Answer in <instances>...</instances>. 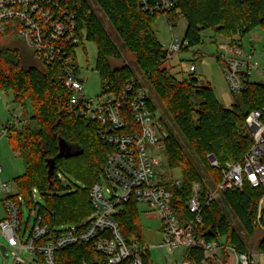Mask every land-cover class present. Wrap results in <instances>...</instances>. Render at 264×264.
<instances>
[{
  "label": "trees",
  "instance_id": "obj_1",
  "mask_svg": "<svg viewBox=\"0 0 264 264\" xmlns=\"http://www.w3.org/2000/svg\"><path fill=\"white\" fill-rule=\"evenodd\" d=\"M95 2L123 47L136 56L139 68L165 103L185 140L207 164L209 183L201 177L176 138L170 134L165 139L169 168L182 171L180 188L168 184L173 192L172 203L177 216L183 224L195 219L188 209V202L193 196L194 183L200 184L203 223L197 227V233L208 241L225 239V244L247 252L242 236L251 239L258 231L256 219L264 188L246 186L242 191H227L219 202L210 204L207 193L210 187L222 181V168L229 162L241 163L251 149L253 139L246 120L251 112L264 109V83H253L251 76H245V90L234 98L232 106L226 107L219 102L212 86L201 85L195 73L181 80L165 67L169 59L153 30V23L160 14L146 13L141 0ZM63 5L76 15L77 30L83 32L84 45L89 42L97 47L101 94L118 97L127 82L135 78L131 69L126 65L113 68L110 62L121 60V53L89 1L64 0ZM167 16L172 27L178 26L181 17L187 20L182 40L186 47L182 52H188L203 43L202 30H213L235 41L234 37L242 39L257 28L264 29V0H179L177 10ZM3 38L0 34V92L12 93L14 104L24 114V120L15 122L13 119L9 124V144L24 164V173L14 179L18 193L13 199L22 208V199L30 208L38 207V217L51 230L63 225H80L93 214L90 190L102 180L112 147L101 140L95 122L77 118L71 112L72 93L67 88L61 67L58 64L42 65L41 68L31 66L20 49L3 47ZM128 122L132 124L131 117ZM61 140L74 147L73 156L58 157ZM209 154L218 159L220 169H212L207 163ZM50 161H55L51 177ZM62 176L68 178L70 185H63ZM34 189L44 200V206H32ZM138 208L136 202L125 204L118 220L126 238L135 235L144 245L147 243ZM229 216L238 221L240 234ZM258 249L264 252L263 239L259 241ZM223 259L224 264H228L226 255ZM143 260L144 264H153L151 252ZM56 261L57 264H105L104 257L96 252L93 244H79L60 251ZM206 263L214 264L206 259L204 252L187 251L185 264Z\"/></svg>",
  "mask_w": 264,
  "mask_h": 264
},
{
  "label": "built area",
  "instance_id": "obj_2",
  "mask_svg": "<svg viewBox=\"0 0 264 264\" xmlns=\"http://www.w3.org/2000/svg\"><path fill=\"white\" fill-rule=\"evenodd\" d=\"M63 2L0 0V34L7 46L15 41L22 42L42 65L61 67L72 93L71 112L77 118L95 122L98 135L112 151L107 157L102 180L90 190L93 214L86 222L65 230H51L38 216L29 232L23 230V211L13 199L15 193L9 184L0 185L4 210L0 230L9 248L16 251L13 264H57L58 252L79 244H93L96 252L104 257L105 264H144V256L155 247L141 244L135 235L126 238L118 220L123 206L130 202L147 206L155 213L161 222L162 246L169 250H199L205 253L206 259L219 264H224L223 255L228 258V264H258L255 256L264 258V252L258 255L243 253L234 245L222 243L221 239L208 241L197 233V227L203 223L200 184L194 183L193 196L188 202L195 219L183 224L177 216L168 184L180 188L182 181L168 182L160 176L161 163L154 154L170 133L142 78L129 80L118 97L110 94L87 97L78 65V51L85 42L83 32H78L76 15L64 7ZM178 4L179 0H141L143 10L150 15L167 16L177 10ZM185 47L186 43L173 39L163 51L170 59ZM254 57V50L245 53L241 47L233 45L231 55L224 58L226 79L234 95L245 90V76L257 72L264 77ZM195 72L196 67L191 66L190 73ZM130 117L132 124L128 122ZM18 118L14 116L15 122ZM246 124L253 145L241 163H227L222 168V181L210 187L207 193L208 204L219 202L227 191H242L246 186L264 188V109L251 112ZM9 129L10 125L0 132V140L9 137ZM207 162L212 169L221 168L212 154L207 155ZM256 226L264 240V198L259 203ZM23 251L34 258L30 262L21 259Z\"/></svg>",
  "mask_w": 264,
  "mask_h": 264
},
{
  "label": "rangeland",
  "instance_id": "obj_3",
  "mask_svg": "<svg viewBox=\"0 0 264 264\" xmlns=\"http://www.w3.org/2000/svg\"><path fill=\"white\" fill-rule=\"evenodd\" d=\"M87 1H89V3L91 4L105 31L110 35L112 41L121 53V60H112L110 62L113 68L126 65L131 69L133 76L142 78L143 85L149 91L156 111L160 115L162 121L165 122L167 130L180 143L184 152L196 166L201 177L205 180V182L209 183L210 175L207 170V164L198 157V155L190 147L189 143L185 140L178 127L173 122L165 103L155 93L154 89L150 85V82L148 81V77L139 68L136 56L132 55L123 47L122 41L112 28L108 19L98 7L95 0ZM186 28L187 20L184 17L180 18L178 26L176 27H172L169 22L168 16L166 15H160L153 23V30L155 31L159 42L165 49L169 47L173 39L182 41L185 36ZM200 35L203 42L200 46L194 47L188 52H181L174 55L165 62V67L169 68L172 74L182 80L183 78H187L189 76L190 67L195 66V76L200 80L201 85L210 84L214 89L215 96L217 97L219 102L226 107H230L232 106L231 102L234 103V98L238 95H234L229 89L225 73L224 58H227L231 55V47L233 45L241 47L245 53H249L251 52V50H254V61H257L260 64V69L262 70L264 75V29L257 28L242 39H240L239 37H234L235 41H232L229 37L220 33H216L213 30H202ZM7 45V43H3V47H7ZM9 46L20 49L23 57L29 65L37 68L42 67V64L34 56V53L30 49H28L22 42L15 41L9 44ZM84 46L86 50H84L82 47V49L78 51V65L81 69L80 77L84 80L85 94L87 95V97L95 98L102 93L101 76L97 70L98 51L97 47L93 43L86 42ZM251 81L253 83H264V77L259 73L254 72L251 75ZM28 110L31 112L29 108ZM15 115L22 118L23 112L18 105L14 104L12 93L0 92V132L13 121ZM8 141V138H3L0 140V144L2 143L3 146V143H7ZM157 148L158 149H155L154 154L156 157H158L161 163L159 169L160 176H163L168 182L181 180V169L171 170L168 166L164 143L158 145ZM4 158L6 160L1 161V165L4 170L0 177V185L9 184L11 186L12 192L16 194V185L14 184V181H12V179H10L9 177L10 170L8 168V165L14 164V167L20 165L21 168H23L24 165L22 161L18 160L14 156L13 158H9L6 156ZM14 171H17V168ZM61 180L63 182V185H70L67 177L62 176ZM77 185L82 186L81 183H77ZM2 199L3 196H1L0 194V214H3L4 212L1 203ZM21 203L23 206V213L21 217L22 229L29 232L36 223L35 221L38 216V207L36 209L30 208L23 199L21 200ZM38 205L44 206L45 202L40 196L38 190L34 189L32 206L34 207ZM220 205L224 208V205H222L221 202ZM138 209L140 224L142 226L147 245L158 246L157 249L151 250L153 264H185V250L179 249L178 251H172L165 247L160 248V245L162 243V237L159 232L161 222L155 215V213L150 211L147 206L143 205L139 206ZM229 219L236 226L240 234L241 230L238 227V221L236 220V218L229 216ZM71 226L72 225H63L56 228L58 230H65L70 228ZM262 238L263 234L260 231H257L255 236L251 239H246L244 236H242V240L246 244L247 252L252 255H258V243ZM221 242L224 243L225 241L221 239ZM1 247H5L7 249L6 254H3ZM15 254L16 251L12 248H9L8 241L0 230V264H13L15 260ZM33 258L34 257L32 255L26 254L24 251L21 254V259H25L28 262H30V260H32ZM255 260L258 264H264L263 257L256 256ZM214 264L219 263L214 262Z\"/></svg>",
  "mask_w": 264,
  "mask_h": 264
},
{
  "label": "crops",
  "instance_id": "obj_4",
  "mask_svg": "<svg viewBox=\"0 0 264 264\" xmlns=\"http://www.w3.org/2000/svg\"><path fill=\"white\" fill-rule=\"evenodd\" d=\"M193 65H195V64H193ZM233 104V102H231V105ZM19 120H24V114H23V117L22 118H18ZM9 142V141H8ZM3 143V146H2V143L0 144V169H1V172H0V177H1V175H2V173H3V168H2V165H1V161H4V160H6L4 157L6 156V157H12L13 158V156L15 157V158H17L18 160H20V161H22V163H23V160H22V158H21V156L17 153V152H14L13 150H12V148H11V146L9 145V143ZM5 154H7V155H5ZM14 161V160H13ZM24 165V164H23ZM12 166V167H11ZM15 165L14 164H10V165H8V168H9V170H10V179H12V181H14V179L15 178H17V177H19V176H21L23 173H24V166H23V168H21L20 167V165H18L17 167H14ZM13 168V169H12ZM16 168H17V171H14V170H16ZM12 170V171H11ZM16 194L18 193V190H17V187H16ZM15 194V195H16ZM139 206H142V205H138V207ZM144 206V205H143ZM0 217H1V220L4 218V212H3V214H0ZM259 231V230H258ZM159 232H160V229H159ZM161 234V233H160ZM162 237V236H161ZM146 240V239H145ZM155 248L154 249H157V247L158 246H154ZM161 247H163L162 246V243H161V245H160V248ZM154 249H152V250H154ZM179 250V249H178ZM177 250V251H178ZM184 250V249H183ZM6 251V250H5ZM186 251V250H185ZM151 252V251H150ZM6 254V253H5ZM258 254H260V251H259V249H258ZM186 256H187V251H186ZM256 257V256H255ZM185 259H186V257H185Z\"/></svg>",
  "mask_w": 264,
  "mask_h": 264
},
{
  "label": "water",
  "instance_id": "obj_5",
  "mask_svg": "<svg viewBox=\"0 0 264 264\" xmlns=\"http://www.w3.org/2000/svg\"><path fill=\"white\" fill-rule=\"evenodd\" d=\"M75 152V149H73L72 146H69L64 140H61L60 142V153H59V158H64V157H71L73 156V153ZM49 166V177H51L54 173L55 170V161H50L48 163ZM1 250L3 254H5V247H1Z\"/></svg>",
  "mask_w": 264,
  "mask_h": 264
}]
</instances>
